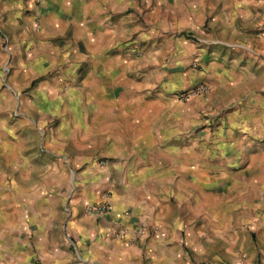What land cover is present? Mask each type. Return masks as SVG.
I'll return each mask as SVG.
<instances>
[{
	"label": "crops",
	"instance_id": "crops-1",
	"mask_svg": "<svg viewBox=\"0 0 264 264\" xmlns=\"http://www.w3.org/2000/svg\"><path fill=\"white\" fill-rule=\"evenodd\" d=\"M33 19L39 33L25 27ZM13 24L23 26L13 32ZM67 34L77 46L73 53L83 55L81 45L93 61L81 88L70 95L76 124L69 133L79 132L95 145L106 142L111 161L99 167L88 160L75 199L73 238L86 249L84 258L57 264H175L169 231L161 232L167 223L160 213L159 184L214 179L216 191L254 179L264 160V0H0V157L22 174L34 146L30 132L43 135L38 123L60 113L64 101L63 84L56 79L43 80L32 96L22 93L31 75L47 69L45 46L30 61L35 49L30 39ZM161 37L165 44L158 43ZM131 38L136 48L143 46L140 58L117 47ZM163 45L178 76L198 46L211 84L209 93L169 112L165 97L150 92L156 90L149 80L159 65L155 53ZM133 67L140 70L134 78ZM197 75L186 79L187 87L198 84H193ZM175 78L168 73L163 80ZM81 98L85 114L77 111ZM196 115L204 129L193 139ZM212 164L228 171L212 178L205 172ZM242 167L251 172L240 176ZM13 184L14 177L0 171V264H16L15 252L29 248L31 222L35 230L45 227V197H38L43 213L36 215L28 188ZM86 201H108L112 212L90 216L81 204Z\"/></svg>",
	"mask_w": 264,
	"mask_h": 264
},
{
	"label": "rangeland",
	"instance_id": "rangeland-1",
	"mask_svg": "<svg viewBox=\"0 0 264 264\" xmlns=\"http://www.w3.org/2000/svg\"><path fill=\"white\" fill-rule=\"evenodd\" d=\"M159 10L164 11L165 7L162 6ZM21 26L23 25L13 24L9 30L16 32ZM25 27L31 33L40 31V25L34 19L32 24ZM157 27L162 31L161 24ZM207 28L205 24L204 29ZM70 36L71 34H67L63 39L49 40L31 37L30 46L35 49H31L30 61L35 58V54L41 53L45 46L47 69L42 74L36 73L35 77L31 75L29 86L23 89L22 93L32 96L43 80L52 82L56 79L63 84L61 97L64 101L57 107L60 113L58 110L56 115H47L38 123L43 135L36 130L30 132L34 146L26 154L29 166L23 169V174L21 169L14 167L15 164L11 166L10 162L8 165L7 158L0 157V171L14 177L13 187L16 188L18 184L28 188L31 205L32 202L35 203L33 212L36 215L41 216L43 213L37 205L38 197L44 196L46 200V209L42 216L45 227L35 230L31 222L29 248L15 252L16 264H57L61 260L80 263L79 259L84 258L86 249L73 238L72 212L77 205L75 199L83 185L84 175L89 170L90 159L99 167H105L111 161L106 156V142L95 145L79 132L72 135L69 133L71 127L76 124L70 95L81 88L93 67V61L86 55L81 45L78 46L81 47L79 49L83 55L73 53L76 44ZM188 37H191V34ZM161 38L158 43L165 44L164 38ZM135 40L131 38L119 43L117 47L126 49L128 55L140 58L138 52L143 46L136 48ZM166 48V45H163L159 49L160 54L155 53L159 56V65L156 71H152L153 77L149 80L153 86L156 83L154 86L156 90L150 91L151 94L164 96L167 102L165 111L169 112L181 106L178 94L191 88L187 87L189 83H185L190 75L199 73L193 84L207 83L210 86L211 84L205 78L204 62L199 55L198 46L193 57L179 70L180 76L176 75L179 74L176 68L170 69L173 57L170 56V49ZM127 58L126 56L125 59ZM139 72L138 68L133 67L132 77H136ZM168 73L171 77L172 75L176 77L172 83L163 80ZM199 97L201 96L193 97L191 102L188 101L189 104ZM84 101L81 98L80 110H77L81 114L88 111ZM197 117L199 116L196 115L190 125V131L194 134L193 139L204 129V127L199 129ZM162 120V118L157 120L155 128L160 129ZM58 132L62 134L58 136ZM21 154L25 155L24 152ZM22 161L19 159L20 164ZM54 164L57 166L54 167ZM251 169L242 167L238 169L239 175L248 174ZM227 171V168H214L213 164L205 170L210 177H223ZM256 172L252 180L244 178L237 185L224 184L216 191L214 179H208L206 183L189 180L159 184V208L162 210L160 213L163 214L162 220L167 223V228H163L161 232L169 231L167 236L170 234L169 239L173 243L175 264H264V160L261 166L256 168ZM91 203L86 201L81 204L85 208Z\"/></svg>",
	"mask_w": 264,
	"mask_h": 264
},
{
	"label": "built area",
	"instance_id": "built-area-1",
	"mask_svg": "<svg viewBox=\"0 0 264 264\" xmlns=\"http://www.w3.org/2000/svg\"><path fill=\"white\" fill-rule=\"evenodd\" d=\"M211 87L207 83L197 84L190 89L182 91L178 94V100L182 103L190 101L193 97L201 96L209 93ZM85 211L88 215L103 218L111 214L112 207L108 201L97 203V204H87L85 206Z\"/></svg>",
	"mask_w": 264,
	"mask_h": 264
}]
</instances>
